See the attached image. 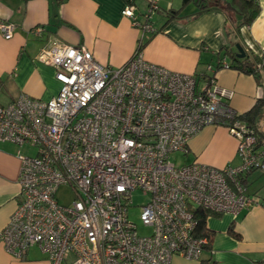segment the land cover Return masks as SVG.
Returning <instances> with one entry per match:
<instances>
[{"label":"built area","instance_id":"1","mask_svg":"<svg viewBox=\"0 0 264 264\" xmlns=\"http://www.w3.org/2000/svg\"><path fill=\"white\" fill-rule=\"evenodd\" d=\"M157 2L152 0V9ZM134 11L127 5L123 14L151 30ZM0 30L9 38L13 25L1 24ZM37 58L54 69L57 94L40 99L22 93L0 105V141L16 145L20 161V202L0 233L6 251L20 257L37 246L49 264L199 259L210 244L197 232L199 211L235 216L253 204L235 179L264 169V141L258 144L246 122L226 125L238 142V166L175 164L170 158L185 154L204 126L232 116L221 100L227 93L214 80L199 88L193 75L151 63L140 50L117 68L67 44L42 49ZM221 64L229 67L225 58ZM62 185L73 192L69 205L56 198ZM135 190L148 196L139 212L147 234L129 219Z\"/></svg>","mask_w":264,"mask_h":264},{"label":"crops","instance_id":"2","mask_svg":"<svg viewBox=\"0 0 264 264\" xmlns=\"http://www.w3.org/2000/svg\"><path fill=\"white\" fill-rule=\"evenodd\" d=\"M129 0H0V25L12 24L5 38L0 30V105H7L20 94L49 99L60 84L54 69L37 58L42 49L60 45L79 46L90 51L97 62L112 68L125 64L140 50L144 59L164 68L193 75L197 86L205 80L201 74H212L208 66L217 67L228 48L237 46L249 54H264V0H257L260 13L250 25L237 32L233 19L219 9L198 12L194 3L183 7L176 17L170 11L181 8L183 0H158L153 9L161 16L154 24L151 11L145 12L138 0H131L138 23L146 20L151 30L134 24L123 14ZM40 26L42 32L33 29ZM260 83L249 74L231 68H219L214 82L226 91L222 104L236 112H247L257 100H264V60L256 61ZM9 143V142H8ZM0 141V233L20 202L18 182L20 161L17 146ZM238 142L222 125L204 126L188 142L183 164L198 162L218 169L238 166ZM22 150H26L25 147ZM252 171L251 173H253ZM247 175L246 194L264 202V192L254 187L251 192ZM238 235L228 232L229 226ZM210 249L199 259L173 255L170 264H256L264 259V206L255 203L237 215L222 214L207 219ZM0 264H49L47 254L37 246L24 250L20 257L6 251L0 240Z\"/></svg>","mask_w":264,"mask_h":264},{"label":"trees","instance_id":"3","mask_svg":"<svg viewBox=\"0 0 264 264\" xmlns=\"http://www.w3.org/2000/svg\"><path fill=\"white\" fill-rule=\"evenodd\" d=\"M128 5H132L131 0L128 1ZM194 3L198 9V12H203L211 8H216L221 10L227 17V19H233L235 22V29L238 32L239 28L245 25H250L253 20L258 16L260 13V7L258 5L257 0H183L181 8L177 10L170 11L169 17H176L183 7L186 5ZM145 43V42H144ZM143 42H140L138 50H141L144 46ZM243 50V49H242ZM244 56L240 57L238 55V51H234L231 49L225 50L224 55L229 58L228 68L234 69L240 73L249 74L256 78L257 82L260 83L259 80V72L256 70L255 63L256 61L264 60V54L261 57H257L256 55L249 54V52L243 50ZM222 59L218 60L217 67L213 68L212 74H201V79L205 80V83H208V85H211L214 80L216 81L215 73L219 68L222 67ZM227 107L231 108L229 105L226 104ZM233 114L231 117H223L220 118L218 121V125H222L225 128L226 125L230 124L234 120H241L246 122L250 127H252L257 136H258V144L263 143L264 141V100L259 99L256 101L254 106L248 110L247 112H236L233 108ZM257 168H253L249 171H246L245 173L240 174L238 177H236V182H238L243 189L246 190L247 188V175L251 173L252 171L256 170ZM231 183V182H230ZM232 185V183H231ZM258 203L262 206H264V202L260 201L259 199L253 198V204ZM222 214L220 213H213L207 210L199 211L197 215L198 220V226H197V232L200 235H207L210 238V233L207 227V219L210 216H220ZM233 226H229L228 232L232 236L238 235L233 231ZM205 249H210V244L205 247ZM263 260L256 262V264H259L263 262Z\"/></svg>","mask_w":264,"mask_h":264},{"label":"rangeland","instance_id":"4","mask_svg":"<svg viewBox=\"0 0 264 264\" xmlns=\"http://www.w3.org/2000/svg\"><path fill=\"white\" fill-rule=\"evenodd\" d=\"M138 5L143 11L149 12L151 11V20L154 24H157L161 20V16L157 13H155V9H152V4L150 6V3H152V0H138ZM159 19V21H157ZM8 145V148H12L11 144L8 142H5ZM170 158L172 161H174L175 164H183L185 158L182 156L181 152H175L171 154ZM250 188L248 189L249 192L252 191L254 187H260V190L264 192V169L257 168L254 170L253 173L250 174ZM247 191V188L246 190ZM56 198L58 199L59 203L62 205H69L71 203V200L73 199V192L72 190L65 185H62L58 188L56 192ZM132 204L129 207V219L137 224L138 231L140 234H147L149 232V229L142 226V223L139 219V212H140V206L144 202L148 200V196L141 193L140 190H135L132 192L131 195Z\"/></svg>","mask_w":264,"mask_h":264},{"label":"water","instance_id":"5","mask_svg":"<svg viewBox=\"0 0 264 264\" xmlns=\"http://www.w3.org/2000/svg\"><path fill=\"white\" fill-rule=\"evenodd\" d=\"M237 49H238V55L240 56V57H243L244 56V52H243V50H242V48L241 47H239V46H237Z\"/></svg>","mask_w":264,"mask_h":264}]
</instances>
